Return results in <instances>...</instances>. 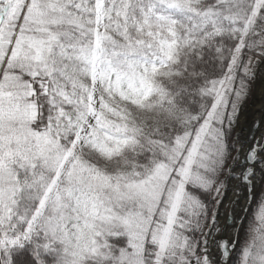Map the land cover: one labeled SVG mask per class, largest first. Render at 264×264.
<instances>
[{
  "label": "snow or ice",
  "instance_id": "6c2138e0",
  "mask_svg": "<svg viewBox=\"0 0 264 264\" xmlns=\"http://www.w3.org/2000/svg\"><path fill=\"white\" fill-rule=\"evenodd\" d=\"M264 0H0V264H264Z\"/></svg>",
  "mask_w": 264,
  "mask_h": 264
},
{
  "label": "bare ground",
  "instance_id": "6f19581e",
  "mask_svg": "<svg viewBox=\"0 0 264 264\" xmlns=\"http://www.w3.org/2000/svg\"><path fill=\"white\" fill-rule=\"evenodd\" d=\"M261 87H264V84H261V83H257V85H256V88H257V96L255 97V102L258 104L259 103V89L261 88Z\"/></svg>",
  "mask_w": 264,
  "mask_h": 264
}]
</instances>
